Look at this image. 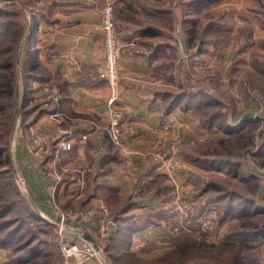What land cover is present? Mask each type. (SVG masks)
I'll use <instances>...</instances> for the list:
<instances>
[{"label":"crops","instance_id":"1","mask_svg":"<svg viewBox=\"0 0 264 264\" xmlns=\"http://www.w3.org/2000/svg\"><path fill=\"white\" fill-rule=\"evenodd\" d=\"M108 2L115 7L121 53L120 100L114 108L109 104L111 89L100 78L105 65L100 11ZM41 4L44 6L35 10L39 20L38 60L57 90L53 101L58 103V111L73 117L66 130L73 133L74 146L57 162V172L62 176L55 181L41 176L44 161L32 154L26 132L20 134L14 142V155L21 175L27 179L28 193L39 212L50 217L66 211L63 207L77 209L102 197L113 213L121 214L111 239L117 225L123 223L124 233H131V252L157 259L170 252L178 239L167 228L178 211L169 194V178L156 172L150 152L159 146H172L177 137L182 139L180 156L190 163L182 172L180 184L196 208L201 206L200 193L206 196L211 184L217 186L215 178H220L217 182L230 180L212 170L208 164L211 152L197 149L198 138L208 130L197 113L199 96L191 104L188 96L175 94L174 89L178 82L187 86L200 81L197 76L188 78L185 52H191L194 66L231 67L236 45L222 47L216 41L206 46L200 37L197 39L189 23L198 14L188 10L189 6L197 5L202 11L237 7L236 20L240 14L248 16L250 11H245L254 0H44ZM174 57L179 58L176 65ZM175 67L182 69L183 75L177 76ZM114 111L121 113L122 124L132 130L122 146L116 145L107 131ZM42 118L38 124L45 122L46 117ZM165 119L174 123L171 129L163 127ZM80 177L86 191L78 195L75 190ZM202 207L199 210L204 211ZM212 214L216 215V210ZM82 230L79 221H69L72 240L80 243ZM84 264L100 263L91 259Z\"/></svg>","mask_w":264,"mask_h":264},{"label":"rangeland","instance_id":"2","mask_svg":"<svg viewBox=\"0 0 264 264\" xmlns=\"http://www.w3.org/2000/svg\"><path fill=\"white\" fill-rule=\"evenodd\" d=\"M205 1L210 3L213 0ZM31 5L35 7H38L37 5L44 6L39 4V0H0V7L19 15L14 22H20L22 25L14 26L12 29L15 33H23V38L18 41L19 43L15 48L16 58L14 61L16 62L18 88V98L13 102L15 117L11 124L9 136L7 138L5 136L0 137V144L7 146V159L1 156L0 169H5V172H13V174L3 176L1 180L9 181L8 197L18 200V204L6 217L0 219V237L4 234L7 237L10 234H16L13 245L22 243L30 245L29 248L31 247L41 254L39 259L43 264H61L62 257L56 243V227L53 221L62 211H58L57 214L51 217L39 212L28 193L27 179L21 175L14 155V142L23 131L26 132L30 145L31 138L38 130L46 129L59 134L73 122L71 115H68L71 116V119H63L65 116L62 118L52 116L58 104L53 101V96L57 94V90L54 85H51L52 80L49 79L50 75L46 69L38 67L31 70L29 68L25 43L31 27V19L28 16L30 15ZM191 6L188 10L192 9L195 14H198L195 15L196 20L192 19L189 23L191 29L195 30L193 33L194 35L196 33L195 37L197 39L200 37L201 40L206 42L204 43L206 46L217 41L221 42L222 47L234 43L236 48L234 49V62L231 67L219 68L210 67L208 64L201 67L192 65L191 52L187 51L185 54L188 56V62L183 58L185 65L189 63L186 74L188 78H196L194 76H197L200 81L196 85L183 86L179 84L178 78L176 79L174 76L175 82H178V85H175V94L195 93L200 89L211 91L214 88V91H211L212 94L197 95L199 101L202 100L200 103L205 104V107H200L197 113L204 127L208 129L198 138L200 144L197 149L201 153L211 152L208 164L214 167L212 170L219 177L230 179L217 182L220 181V178H215L214 184L217 186L211 184L210 191L205 192L206 196L203 195V191L200 193L202 196L201 206L203 205L202 209L205 210L199 211L201 206L197 205L196 208L194 200L186 195V191L185 194L182 192L180 177L187 166L180 168L181 172L177 182L182 195L190 200L195 213L201 212L205 213L206 216L211 215L212 224H214L213 235L209 232L201 238L195 237L193 233L183 231L198 241L210 245L215 244L210 248L204 247L203 250L198 251L197 254L200 255L197 259L188 261L187 264H264V13H262L264 12V0H254V4L247 7L245 11H250L247 14L248 16L245 17L240 14L236 20V14H239L237 7L228 9L229 6H225L215 11H202V7L193 5L191 8ZM21 11H24V13ZM197 19H201V21ZM238 22L241 24L236 26ZM163 23L170 24L169 21H163ZM195 43L198 44V40ZM226 48L228 47L224 49ZM9 56V54H2L0 56L1 63ZM25 60L26 62H24ZM173 61L176 65L179 58L174 57ZM181 70L179 67L176 70L175 67L174 71L177 76L183 75ZM39 77L44 78L40 79ZM0 101L1 103H10L9 100L4 98H1ZM247 112H253L254 116L252 118L257 121L250 122L244 132L239 134L237 138L235 136L237 134L228 133V125H237L243 118H246ZM44 116L48 120L38 124V120L41 117L44 118ZM251 128L253 130L250 134ZM2 134L3 128L0 129V136ZM219 139L226 140L221 145L218 142ZM7 141L9 143L5 144ZM178 141H181V145L174 146L176 147V154L180 155L184 144H182L180 137H177L174 143ZM50 147L49 153L47 152L48 154L46 153L40 157V160L44 161V163H41L40 173L44 178L53 177L57 181L59 179L57 174L60 173V176H62V172L57 173V166L53 165L49 155L52 147H54V141L51 142ZM31 152L34 153L32 150ZM182 159L187 165L190 163L184 158ZM221 159L236 162L238 169L234 170L235 172L224 166H220L221 169H218L217 165L210 162ZM192 163L194 162L192 161ZM206 169L209 170V167ZM16 173L18 174L17 179L15 177ZM15 181H20L17 182L20 186L22 181L23 186L20 187L22 191L19 192V187ZM168 182L170 184L169 192L171 193L173 183L171 180H168ZM15 185L18 187L17 191L19 193L15 191ZM75 191L79 190L76 189ZM85 191L86 187H84L83 193ZM202 202L205 203L202 204ZM83 204H87V202ZM70 207L63 208L69 210L74 209L75 206ZM57 210H61L59 206ZM215 210L217 213L214 214L216 218L212 214ZM111 212L113 213L112 210ZM30 213L38 216H29ZM114 213L116 214V212ZM8 221H12L14 224L7 227ZM222 226L223 229L220 230L219 228ZM31 236L33 237L31 238ZM229 236H231V239H227ZM186 238H190L189 235L181 237V239ZM32 239L36 240L33 241ZM226 242L232 244H224ZM3 244L5 242H0V264H17L12 258L14 252L2 248ZM145 259L157 261L150 257ZM109 264L111 263L109 262ZM179 264L182 263L179 262Z\"/></svg>","mask_w":264,"mask_h":264},{"label":"built area","instance_id":"3","mask_svg":"<svg viewBox=\"0 0 264 264\" xmlns=\"http://www.w3.org/2000/svg\"><path fill=\"white\" fill-rule=\"evenodd\" d=\"M101 26L103 30V45L105 52V65L100 71V78L103 79L111 89L109 104L113 107L120 100V44L116 29L115 7L112 2H108L101 8ZM114 108V107H113ZM52 116L63 119H71L55 109ZM171 119H165L163 127L171 129L173 127ZM108 133L113 142L122 146L132 135L130 127L122 124V115L119 111L111 113ZM73 133L70 130H64L55 134L50 130L41 129L34 133L29 145L35 156L41 157L50 151L51 142L54 141V147L51 149L50 158L54 166L64 153L70 152L74 146ZM83 138H87L84 135ZM174 145H181V141L174 143L170 147H156L150 152V157L155 161V170L157 173L166 174L173 183V189L170 196L177 206L178 214L175 219L167 224L168 232L172 235H179L183 231L193 233L195 237L206 236L205 233L212 234L214 231L213 220L205 213H195L189 199L184 197L180 191L177 178L181 172L180 168L187 166V163L177 155ZM49 150V151H48ZM47 153V154H48ZM48 155V156H49ZM58 173V172H57ZM58 180H61V176ZM80 184L77 186L81 195L84 189V181L80 177ZM23 186V183L21 181ZM174 187H176L174 189ZM77 220L83 226L80 236V243L75 242L69 237V221ZM55 224L56 243L62 257L61 264H84L91 259H97L100 264H109L105 257V249L111 241L115 220L111 216V209L107 202L98 196L95 202L83 204L77 209H69L62 213L53 221ZM89 232L99 244L96 249L94 244L85 238V233ZM213 235V234H212Z\"/></svg>","mask_w":264,"mask_h":264},{"label":"trees","instance_id":"4","mask_svg":"<svg viewBox=\"0 0 264 264\" xmlns=\"http://www.w3.org/2000/svg\"><path fill=\"white\" fill-rule=\"evenodd\" d=\"M44 0H39V4L42 3ZM38 7H35L33 5L30 6L29 14L28 15L31 19V27L28 31V36H26V43H25V50L27 53V60L29 62V68L31 70H35L38 67H41L39 60H38V47H37V24H38V18L36 16V9L42 7L37 5ZM24 13V11H21ZM32 14V16H31ZM9 16V17H8ZM13 16V18H11ZM19 15H15L12 11L8 12L4 7H0V56L2 54H9L10 56L8 59H5L4 62L1 63L0 61V99L4 98L6 100H9L10 103H1L0 101V129L3 128V134L0 136H9L10 134V128L11 124L13 123V119L15 117V112L13 113L14 105L13 102L18 98V88L16 83V62L15 60V48L18 45V41L23 38V33L20 32V34L12 29L14 26L22 25L20 22L15 23V18ZM11 48V49H10ZM14 49V52H13ZM26 62V60L24 61ZM5 71V72H4ZM40 79H43L44 77H39ZM39 80V79H37ZM34 82V81H32ZM211 91H214V88L211 89ZM211 91H203V90H197L195 93H187L184 94L188 96L190 103L192 104L194 97L197 95L204 96L205 93L212 94ZM215 99V98H214ZM216 100V99H215ZM202 102V100H201ZM205 107V104H199L197 106V109L200 107ZM215 117V116H214ZM260 118V117H259ZM252 116H249L248 119L243 124L240 125H228V133L230 134H237L235 135L236 138L239 134H242L244 130L248 127V124L253 121H257L256 119H253ZM253 128L250 129V134ZM241 132V133H239ZM249 134V135H250ZM241 136L239 137V139ZM226 139L224 140H218V142L222 145L224 144ZM9 141H7L5 144H8ZM219 152V151H218ZM7 154V146L0 144V158L1 156L6 157ZM212 164L217 165L218 167L224 166L228 168V170H237L238 164L232 160H212L210 161ZM4 170V171H3ZM0 169V219L6 217L18 204V200L12 199L8 197V180H1V178L5 175L13 174V172H5V169ZM235 172V171H234ZM160 174V173H159ZM166 176V174H161ZM16 177V176H15ZM167 177V176H166ZM17 179V177H16ZM16 182V181H15ZM18 182V181H17ZM16 184L19 187V192L21 186L19 183ZM15 185V191L19 193L18 187ZM16 201V202H15ZM130 205V202L127 204ZM201 211V210H199ZM201 213V212H200ZM33 215L30 213L29 216ZM120 213L118 214H111V216L114 218V220H118L120 218ZM38 216V215H33ZM37 219L41 220V218ZM6 223V222H5ZM14 223L12 221H8L6 226L10 227ZM122 224L117 225V231H115L113 238L111 239L110 243L107 245L105 249V256L106 259L111 264H179L181 262L182 264H187L188 261L197 259L199 253L198 251H201L204 249V247L210 248L211 246H214L215 244L210 245L209 243H204L202 241H198L190 236V234H187L186 232L181 233L178 236V239L176 243L174 244L173 249L163 254L162 256H159L156 260H146L142 256H137L135 253L131 252L130 249V234H125L121 227ZM189 235L190 238L181 239L182 236ZM33 236H31L32 238ZM16 238V234H10L8 237L2 235L0 237V242L3 244L2 248H7L8 250H12L13 253V260L17 264H43L39 257L41 256L38 251L33 250L30 245L23 244H15L13 245V241ZM227 239H231V236H229ZM35 241L36 239H32ZM12 241V242H10ZM224 244H232L231 242H226ZM61 255V254H60ZM62 260V259H61ZM61 262V261H60Z\"/></svg>","mask_w":264,"mask_h":264},{"label":"water","instance_id":"5","mask_svg":"<svg viewBox=\"0 0 264 264\" xmlns=\"http://www.w3.org/2000/svg\"><path fill=\"white\" fill-rule=\"evenodd\" d=\"M249 116H254V113L253 112H247L246 118H243L237 125L243 124ZM85 238L88 241L92 242L94 244V246L96 247V249H99V244L97 243L96 239L89 232L85 233Z\"/></svg>","mask_w":264,"mask_h":264}]
</instances>
